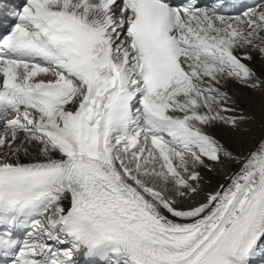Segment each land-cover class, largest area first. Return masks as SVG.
<instances>
[{"label":"snow or ice","instance_id":"6c2138e0","mask_svg":"<svg viewBox=\"0 0 264 264\" xmlns=\"http://www.w3.org/2000/svg\"><path fill=\"white\" fill-rule=\"evenodd\" d=\"M0 264H264V0H23Z\"/></svg>","mask_w":264,"mask_h":264},{"label":"bare ground","instance_id":"6f19581e","mask_svg":"<svg viewBox=\"0 0 264 264\" xmlns=\"http://www.w3.org/2000/svg\"><path fill=\"white\" fill-rule=\"evenodd\" d=\"M216 179H217V177L213 175L212 182L215 183L216 182Z\"/></svg>","mask_w":264,"mask_h":264}]
</instances>
